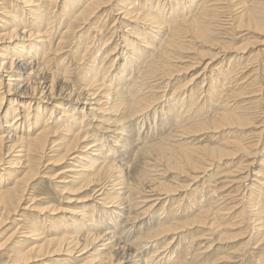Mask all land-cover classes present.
Returning a JSON list of instances; mask_svg holds the SVG:
<instances>
[{
    "label": "bare ground",
    "instance_id": "bare-ground-1",
    "mask_svg": "<svg viewBox=\"0 0 264 264\" xmlns=\"http://www.w3.org/2000/svg\"><path fill=\"white\" fill-rule=\"evenodd\" d=\"M57 1L58 0H48V2L45 3L48 4V8H46L45 4L37 3L35 0H23V8L27 6H32L33 8L29 9L28 13L26 12V8L22 12L23 18L26 20H20L16 23V20H14L13 26L5 30H0V124L3 123L0 125V166L8 165L10 169L17 168L26 170V174L13 185H9L7 182H4L5 184L2 183V177H0V210L2 211L0 226L4 225V222L13 215H20L21 218L23 217L22 220L16 221H24L23 219H26L25 221L27 222L25 226L23 225L24 227L18 228L12 234H20L23 239L15 241L14 245L11 246L9 250L7 249L6 252L10 251L13 253V256H11L13 260L11 261L15 264H34V262L38 260L45 262L42 264H49V261L44 259L63 254L73 257L78 248L81 249L79 252L82 254L86 251L85 249L91 245L90 248L93 249L94 256H96V264H130L132 261L133 264H143L145 260H143L142 256L144 254L146 257L152 254L150 256L151 258L148 259L149 261L159 257L162 261L158 263L185 264L187 263L185 259L176 261L177 258L175 256L173 257L174 254L168 251L167 248L172 242H169L167 246L163 247L164 249L166 248L165 250L161 249L162 247L159 245V240L161 238L166 235L177 234V224L163 226V220L159 219L161 224H159L157 228L150 230L147 237L135 236L137 228L136 222L139 219H144L151 210L159 208L164 200H166V202L171 200L169 203L172 205V199H174L173 196L175 195V192L170 186L165 185L160 179L158 180L156 178L157 171L155 169L153 170V168H150L147 170L143 167L140 169L138 167L133 171L132 168L134 167L129 166L131 153L137 147L138 150H140L139 144L135 139L138 134L136 133L135 127L140 121L144 126L149 116H151L150 112L156 114L159 108L161 109V105L164 103L162 101L164 95L160 97V94H165L167 89L165 88L166 90L164 92L157 91L156 85L153 84L158 81H163L165 84L167 81L166 85L169 86L170 82H172L171 80L176 76L172 75L174 71H171L170 68H176L181 61H185L188 62L186 69L194 68V66L198 68V66L203 65V73L211 68L213 71L214 63L220 56L219 54L231 55L234 53L237 57H232L234 60H232L231 57L230 59L235 65H228L221 75L222 79L218 80L216 78L215 80L217 81L216 84L219 83V86L214 87L213 85H209L207 88L208 92L204 91L207 93L206 100L212 98L213 102L218 103L215 104L216 106L220 105L219 101L222 99V93L226 86L233 87V82H237V77H240L239 74L243 71L240 70L242 64H239V60L242 59L240 55H242L243 52L241 51L247 49V46H239L234 50L232 46L225 45L224 47V43L219 44L218 41H215V48L213 47L215 51L213 57L209 59L210 62L207 61L208 57L206 58V56H202V58L196 55V58H190L189 60V58L180 57L178 55L182 51L188 49L186 48V41L182 35H186L188 38H195V36L203 38V35H206V33L208 35H214V29L216 28L213 29L210 27L216 26L212 25L213 23L207 26L206 21L211 19V17L217 16L218 18L219 10L221 11L224 6L227 8L228 2L232 0H158L156 5L152 3L154 0H65L61 13L56 15L55 11L52 12V10L57 8ZM148 3H150V5L146 7ZM239 4L241 5V7L238 8L240 10L239 27L241 28L243 25L246 26L248 31L246 34H249V22H251L257 30L261 31L260 45L264 47V39H262L264 38V0H243L239 2ZM3 5L4 0H0V12L4 11V13H6L7 7ZM120 6H122V8H120ZM144 6L148 9V14L145 15L142 13V7ZM43 12L46 13L44 14ZM101 12L103 14L99 22L95 20V18ZM221 13H223V11H221ZM161 14H163V17ZM114 15L116 16L113 17ZM61 17H67L66 19L69 25L56 44L53 39L54 33L57 30L55 23H57ZM220 17L222 16L220 15ZM109 18H113L112 25L108 23ZM127 20L131 22L130 27L125 26ZM109 26H111V29ZM121 27H126L123 33H129L135 29L134 32L130 33L134 34L136 40L143 42L142 49L139 52V49H137V41L130 39L129 35L122 34L120 32ZM136 28H138L139 31H136ZM70 38L73 41L72 45H76L77 42H80L81 48L78 49H81L83 53L81 54L76 50L71 51L78 62V70L81 74L75 86L70 84L68 79L71 73L68 67L69 65L65 69L66 64L63 62L65 59L60 61L58 57L61 53H64L65 44L68 43V39ZM31 41H34V43H30ZM84 41L87 42L84 43ZM97 43L103 44V47L93 59H88L87 57L91 49L95 47ZM113 43L115 46L110 51H105ZM124 46H127V51L130 54L127 55L123 61L124 53L122 47ZM102 52H104V57L101 56ZM261 52H264V50ZM88 63L92 65L89 66ZM118 66H120L122 75L120 76L117 73L116 75L108 76L109 72H112ZM87 67H89L88 70L86 69ZM59 70L64 71V73H59ZM132 73H134L135 76H132ZM141 75L144 76V80L136 85V80ZM63 76H66V80L64 81L61 79ZM197 81L198 77H195L188 81L186 85H183V87L175 90L176 93L183 91V95H190V97L188 96L190 102L184 100V97L182 99L178 96L175 98H167V106L172 109L166 112V119L162 120V127L164 122H167V128L168 126L169 129L172 127L173 122L171 118H174L175 107L178 106V102L183 105L188 102L190 103L188 105L193 107V101L191 99L193 97L195 99L196 96H193L190 85L191 82ZM203 83H206V81H203ZM165 95L167 96V94ZM234 96V93L231 94L233 100H235ZM259 96V94H256V96H253L251 99H253L255 103H258L261 101L258 99ZM5 99H8L9 103L13 100L15 105H17V103L19 104L17 105L19 107H23L22 104L39 107L36 112L37 116H39L38 112L40 110H50L51 116H53L57 110H60L62 119L59 118L57 121L50 122L49 118L44 125L40 127L36 114L34 115V119H37L36 122L33 120V116L29 110L26 115L27 118H25L23 117L25 116V112H19V109L15 107H7L4 102ZM103 99L108 100L105 102ZM210 101L212 102L211 99ZM246 101L247 100H245V102ZM109 103H115L117 107L120 108L119 116L114 120H110L104 116L105 113H108L106 106ZM203 107L205 108V106H197L195 111L198 112L200 108ZM79 108L83 109L81 111V118L75 114V111ZM215 115L216 116L209 120H207L208 118L200 120V118L197 119L195 116V118L193 117V119H190L193 120L192 123L188 122L189 124L182 125L177 130L178 134H174L171 137L173 138L178 135L183 138L184 136L194 135L200 131L204 132L205 129H213L219 132V129H223L224 127L230 131L237 129L242 135H245V130L248 129L247 127L250 125L249 117L243 112L217 111ZM11 116H13V120L8 122ZM183 116H185V114ZM167 119L171 120L167 121ZM30 122L31 124H29ZM175 123L177 124V122ZM26 126H28L27 129H25ZM52 126L56 127V130H51ZM177 126L179 127V125ZM161 129V133H159L160 136L166 130L163 128ZM262 133L263 131L261 130L259 133H255V136L259 138V135ZM147 138L145 137V139ZM155 139L158 138L156 137ZM169 139L166 140L167 142L165 143H159L154 146L153 144L146 147H144L145 145L140 146L141 148L144 147L140 150L142 153H140L141 156L143 154L153 156L150 153L156 150L158 155L162 157L163 160L165 159L167 164L171 163L176 156L174 150L177 146L171 143L170 141L172 140ZM230 140L231 141L227 142L225 147L207 149L203 153L206 158L203 154L198 156L199 154L196 152L184 156L183 159L181 157L179 165L183 164V166L190 168L194 173H201L203 169H207V167L204 168L203 166L211 167L216 161L221 162L226 159L228 160L234 157L232 155H235L239 151L247 153V144L243 142L242 138L239 142L235 141L239 139ZM109 142L110 144L112 143V145H109ZM151 143H154L153 139L147 144L150 145ZM250 145H252V142ZM259 146L258 142H256L253 145L255 149L252 147L254 149V151L252 149L254 154L248 166V171L250 172L253 170L255 164L257 165L259 160L262 161L260 166H264V159H261V156L264 155V139L261 145L263 148ZM47 152L56 154L55 157L57 159L49 160L50 163L47 165L60 167L61 171L54 177V179H60L58 184H74L77 183L78 180H83L84 185L82 186V192L88 190L92 192L90 195L91 198L82 196L78 199L71 198L68 201H87L93 199V201H101L107 205L116 207L117 211H110V213L117 216V219L127 214L129 216L125 218L124 221L120 218L123 224L119 227V224H117L115 218H113V220L110 221H114L115 223L108 221L103 229L97 231L99 232L98 234L92 233L95 230L91 226L86 228V234L83 235L81 234L80 227H76V230L72 228V232L64 231L59 234L51 230L47 231L44 222L50 221V217L45 215L48 211H41L44 215L42 219L37 218L36 222H29L28 213L24 211L30 209L36 210L39 208L33 206V203L23 207L22 203L25 196L29 195L27 190L30 182L40 176H47L45 173L43 175V172H41V170L47 166L44 165L43 162L48 155ZM118 153L120 154V158L118 157L119 159L111 157V155L116 156ZM3 171L7 178L10 177L9 172H5L6 169ZM255 171L257 170L255 169ZM19 172L20 170L15 173ZM251 175L248 174V177ZM254 175V183L250 186L251 192H248L250 194L248 201L256 200L257 202V200L260 201L259 199L264 198V192H262L264 190V173L257 171ZM231 176L228 177L233 178ZM197 178V175L194 176L193 181L196 182ZM227 182L231 185V182L233 183L234 180L229 179ZM255 183L260 185V187ZM55 188L60 190L61 187L55 184ZM244 191L246 192V190ZM143 192L148 194L141 198L142 202L140 204H132L133 201L138 198H133V194ZM164 195H166V198L162 197ZM236 204L238 205V203ZM139 205H141V208H146L139 213V217L137 218L136 215L132 214L131 209ZM83 207L84 206H79L78 210H70L67 208L62 210L59 209L56 212L68 211L73 215L71 219H68L69 221H73L74 216H81L82 218H87L86 221L93 225L92 221L94 215L89 216L88 213H85ZM55 210L56 209H53L51 213H56ZM211 210L214 211H212V214ZM211 210L202 215L203 217H213L214 219L213 222L211 221L212 224L211 222L207 223L211 230L210 233L215 230L214 221L218 218V212H220V210ZM94 211L95 209L93 208V212ZM255 220L258 223V219ZM200 222L206 224V220L198 221V223ZM219 226L220 225L217 227ZM257 226V232H261L264 227L263 223ZM68 229L70 230V228ZM124 230H130L127 238H125V240H128V238L132 240L129 245L123 244L121 241L122 239L119 237L120 233ZM45 233H47L46 236ZM226 235H228V233H223L221 237L225 238ZM36 238H39L43 242L40 244L33 242ZM73 242L75 243L74 246L67 247ZM195 242L197 241L195 240L194 243ZM27 245L31 246L26 248ZM141 247H145L147 251L139 255L138 250H140Z\"/></svg>",
    "mask_w": 264,
    "mask_h": 264
},
{
    "label": "rangeland",
    "instance_id": "rangeland-1",
    "mask_svg": "<svg viewBox=\"0 0 264 264\" xmlns=\"http://www.w3.org/2000/svg\"><path fill=\"white\" fill-rule=\"evenodd\" d=\"M22 1L23 0H4L3 6L7 7V12L6 13H4V11L0 12V30H5L13 26L14 20H16L15 23L20 20H23V21L26 20L23 18L22 12L26 8V12L28 13L29 9H33V8L32 6H27L23 8ZM35 1L43 5L46 2H48V0H44V1L35 0ZM64 1L65 0H58L57 8L52 10V12L55 11V14L59 15L61 13ZM241 1L243 0L229 1L228 5L226 6L227 8H225L224 6L221 9L223 13H221V11L219 10L218 18L217 16L211 17V19H208L206 21L207 26L211 25V23H213L212 25L216 26V27H210L213 29L216 28L214 29L215 31L214 35H208L206 33V35H203V38H199L196 36L195 38H188L186 37V35H182L186 41L185 43L186 48L188 49L179 53L178 56L189 58V60L190 58H196L197 56H201V57L206 56V58L208 57V60L207 59L206 60L210 62L209 59L213 57V53L215 51L213 49L215 41H218L219 44L224 43L223 45L224 47L225 45L232 46L234 50L239 46H243V47L247 46V49H244L245 51L244 50L241 51L243 52L242 55H240L242 56V59L239 60V64H242L240 70L241 71L243 70L242 71L243 73L241 72L239 74L240 77H237V82H233V87L226 86L223 92L224 94L222 93V97H221L222 99L219 101L220 105L216 106L215 104H218V103L213 102L212 98H208L206 100L207 93H205L204 91L208 92L207 88L209 85H213L214 87L219 86V83L216 84L217 81L215 80L216 78L218 80L222 79L221 75L222 73H224L223 71L228 65L229 66L235 65L231 62L232 60H234V58L237 57L235 56L234 53H232L231 55L219 54L220 56L218 55L219 57L218 59H216L217 61L214 63L215 65H214L213 71L211 68L210 70H207L206 72L203 73V69H202L204 67L203 65L198 66V68L194 66V68L192 67L193 69L192 68L186 69V65L188 64V62H185V61H181L178 64V67L176 68H170L171 71H174L172 75H176L174 77L175 79L173 78L171 80L172 82H170L169 84L170 87L166 85L167 81L165 82V84L163 81H158L155 84H153V85H156L157 91L164 92L167 89L165 91V94H167V96L163 93L160 94V97L164 95L163 96L164 98L162 100L164 103L161 105V109L159 108V110L157 111L158 113L156 114L154 112H150L151 116H149V119L146 121L147 123H145L144 126L142 125V122L140 121L139 124L135 127L136 133H138L135 139H136V142L139 144L140 150L146 146H151L152 144L154 146L159 143H165L167 142L166 140H168L169 138L172 140L170 141L171 143L179 147V148L177 147L175 148L174 154L176 156L174 157L172 162L169 164L166 163L165 159L163 160L162 157L158 155L156 150L151 151L150 154H152L153 156H149L148 154L147 155L143 154L141 156L142 153L140 150H138V147L135 148L134 151L131 153V159L129 161V166L134 167L132 168L133 171L137 169L138 167L139 169L143 167L144 169H147V170L150 168H153V170L155 169L157 171L156 178L158 180L160 179L161 182L164 183L165 185L170 186L175 192L174 193L175 195L173 196L174 199H172L173 200L172 205H170L169 203L171 202V200H169V202L168 201L166 202V200H164L163 203H161V205L159 206V208L151 210L145 216L144 219H139L136 222L137 228H136L135 236L144 237V238L147 237L150 230L157 228L159 224H161V222H159V219L163 220L162 221L164 222L163 226L177 224L176 225V227L178 228V231H176L177 234H172L169 236L166 235L165 237L161 238L159 240L160 242L159 245L160 247H162L161 249L165 250L166 248L164 249L163 247L167 246L169 242H172V244L168 246L167 248L168 251L174 254L173 257L175 256L177 258L176 261H178L179 259H182V260L185 259L187 261V263L185 264H264V227L261 232H257L258 229H256V227L258 228L257 226L258 224L263 223L264 225V211H263L264 201H262L264 200V198L259 199L260 201L257 200V202L256 200L248 201L250 197L249 193L251 192L250 186H252L251 184L254 183L253 181L255 178L254 174H256L257 171L264 173V166L263 167L260 166V164H262L261 160L257 162V165L255 164L253 170H251L252 173L248 171L249 163L252 160L251 158L253 157V154H254L253 151L256 148V145H255V148L253 147V145L256 142H258V146L260 144L259 147H262L261 145L263 144V139H264V52H261L262 50H264V47L260 45L261 44L260 42L261 41L260 39L261 31L257 30L256 27L253 26L251 22H249V34H246L248 33L246 26L243 25L241 28L239 27L240 26V20H239L240 10L238 8L241 7V5L239 4V2ZM152 3L156 5L158 3V0H154ZM149 5L150 3H148L146 7H149ZM45 6L46 8H48V4H45ZM146 7L145 6L142 7V13L144 15L148 14V9ZM120 8H122V6H120ZM102 14H103L102 12L99 13L97 17L95 18V20L99 21ZM220 15L222 17H220ZM115 16L116 15H114L113 17ZM161 16L163 17V14H161ZM66 18L61 17L60 20H58V22L55 23V27L57 28V30L54 33L53 39L56 44L59 42L60 38L62 37V34L67 30V27L69 25V22ZM112 22H113V18H109L108 23L112 25L111 24ZM58 23H59V26H58ZM130 25H131V22L127 20V23L125 24V26L130 27ZM126 27H121L120 32L122 34L129 35L130 39L136 40L134 34L130 33V32H134L135 29H133V31H130L129 33H123ZM109 28L111 29V26H109ZM136 31H139L138 28H136ZM68 40H69L68 43L65 44L66 49L64 48V53H61L58 57L60 61L65 59L63 61L66 64L65 69L69 65L68 67L71 70V73L68 79H69L70 84L75 86L78 83V79H79L78 77L81 74L78 70L79 69L78 62L76 58H74V56L72 55L71 51L76 50L80 52L81 54L83 53L81 52V49L80 50L78 49V48H81L80 42H77L76 45H72V42H73L72 39L70 38ZM136 41L138 44L137 49H139L138 50L139 52L142 49L143 42H139L138 40ZM35 42H39V41H35ZM86 42L87 41H84V43ZM30 43H34V41H31ZM114 46L115 44L113 43L105 51H110ZM102 47H103V44L97 43L95 47L91 49V52L87 58L93 59L98 54V52L101 50ZM124 47H122L123 53H124L123 59H122L123 61H124V58H126L127 55L130 54L127 51L128 50L126 48L127 46H124ZM185 52H189V53H185ZM101 56L104 57V52L101 53ZM230 57L231 58L234 57V58H232L231 60ZM88 65L91 66L92 64L88 63ZM88 68L89 67H87L86 69L88 70ZM59 73L63 74L64 71L59 70ZM117 73L120 76L122 75V73L120 72V66L116 67V69L113 70L112 72H109L108 76L116 75ZM133 74L134 73H132L131 75L135 76V74L134 75ZM194 76L198 77V81H197L198 83L191 82L190 88H191V91H193V96H196V97L198 96V97L197 98L195 97V99L193 97L191 99L193 101V104H192L193 107H192L188 105L190 104L188 103L190 102V98H188V96L190 97V95L188 96L185 94L183 95V91L182 92L180 91L181 93L180 92L176 93L175 90L183 87V85H186L188 81L195 78ZM61 79L63 81L66 80V76H63V78ZM137 80H136L137 83L135 82L136 85L144 80V76L142 75L139 76ZM203 81H206V83H203ZM174 92H175V95H174ZM233 93L235 94L234 96L235 100H233V98L231 97V94ZM256 94L260 95L258 99H260L261 101H259L258 103H255L254 100L251 99L253 96H256ZM176 96H178L181 99L184 97V100L188 102L185 105L178 102L177 103L178 106L180 104L179 107L176 104L178 108L175 107V115L177 117L174 115L173 116L174 118L170 117L172 120L167 119V121L171 120L173 122L172 127L170 129H169V126L168 128L166 127L167 122H164L163 127H162L161 126L162 120L166 119V112L172 109L167 106L166 100L167 98H171V97L175 98ZM210 99L212 100L213 103L210 101ZM106 100L108 99H103V101L105 102ZM245 100L247 101L245 102ZM4 102L9 108L15 107L19 109V112H25L24 114L25 116H23L25 118H27L26 115L29 110L33 116V120L35 122L37 119L39 120L40 127H42L49 118H50L49 119L50 122L57 121L59 120V118L62 119L60 110H57V112L53 116H51L50 110H45V111L40 110L38 112L39 116H37L36 112L38 111L39 107L32 106V105L28 106L27 104L25 105L22 104L23 107H19L17 106L19 104L17 103V105H15L13 103V100H11V103H9L8 99L7 100L5 99ZM194 103H196L197 105ZM212 105H215V106H212ZM197 106L198 107L205 106V108L204 107L200 108V111L197 112L195 111V108H197ZM106 107L108 109L107 110L108 113L104 114L105 117L109 118L110 120H114L115 118H117V116H119L118 114L120 113L119 111L120 108H118L115 103H112V104L109 103ZM82 110H83L82 108H79L77 111H75V114L78 115L79 118H81ZM217 111L243 112L245 113V115L249 117L250 119L249 122L251 126L249 125L247 127L248 129L245 130L246 131L245 135H242L239 131H237V129L236 130L233 129V131H230L229 129H226L224 127L223 129H219V132L218 131L216 132L213 129L212 130L205 129L204 132L200 131V132L195 133L194 135L184 136L183 138L179 137L178 135L173 138L171 137L174 134H178L177 130L182 125L192 123L193 120H190V119H193V117L195 118L196 116L197 119L200 118V120L204 118H208L207 120H209V119H212L214 116H216L215 113ZM35 114L37 116V119H34ZM184 114L185 116H183ZM187 118L189 121L187 120ZM11 120H13V116L10 117L8 122H10ZM175 122H177V124ZM29 124H31V122ZM177 125H179V127ZM27 128L28 126L25 127V129ZM161 128H163L164 130L166 129L165 131L167 132L164 131L165 133L163 132V134H161L160 136L159 133H161V130H162ZM51 130L53 131L56 130V127L52 126ZM261 130L263 131V133L259 135V138H258V136H255V133H259ZM145 137L146 138L148 137V138L145 139ZM156 137L158 139H155ZM141 138H142V141H141ZM229 138L232 140L239 139V140H235L237 142H239L242 138L243 142L247 144V148H248L247 153L239 151L237 152L238 154L236 153L235 155H232L234 157L229 158L228 160L226 159L221 162L216 161L215 164L211 167L203 166L204 168L207 167L206 170L203 169L204 171L203 170L201 171V173L205 172L204 174L194 173V171H192L188 167L183 166V164L179 165L181 157L183 159L184 156L192 154L193 152H196L199 154V155L197 154L198 156H201V154H203L207 149H211V148L217 149L222 146L225 147L227 145V142L231 141ZM149 139L150 141L153 139L154 143H151L150 145H148L150 142ZM251 142H252V145H250ZM143 143H146V144H143ZM109 145H112V143L110 144L109 142ZM143 145L145 146L141 148L140 146H143ZM47 153L48 155L43 160L44 165H47L48 163H50L49 160L57 159L55 157L56 154L49 153V152ZM111 157L115 159H119L120 154L118 153L116 156L111 155ZM134 157H137V158H134ZM261 159L262 160L264 159V155L261 156ZM146 161L148 162L150 161V162L148 163ZM5 169H6L5 172L7 171L9 172L10 177L8 178L3 171ZM255 169L257 171H255ZM18 170H20V172L15 173ZM60 171H61L60 167H57L55 165H47L41 170V172H43L42 174L44 175L45 173L47 176L45 177L40 176L37 179L30 182V185L28 186V190H27L29 195L25 196L22 206L26 207L28 205H31V203H33V206H37L36 208H39V209H36V210L30 209V210L24 211L28 213L27 216H28V219H30L29 222L33 221L34 223L36 222L37 218L42 219L44 215L41 213V211H48L45 213V215H48L50 217V221L44 222V225L47 231L51 230L59 234L64 231L72 232V228L76 230V227L77 228L80 227L81 232H82L81 234L84 235L86 234L85 230L88 227L92 226V228L95 230L92 233L98 234L99 232L97 231L98 230L100 231L101 229H103L104 226H106V223L110 220H113V218H115L117 224H119V227H120L123 224V222L121 221L122 220L124 221L125 218L129 217L127 214L124 217L122 218L118 217L119 219H117L116 218L117 216H114L113 214L110 213V211H117L116 210L117 208L112 207L111 205H107L101 201L97 202V201H93V199H90L87 201H68L71 198L78 199V198H81L82 196L91 198L90 195L92 194V192L89 190L82 192L83 190L82 186L84 185L83 180L81 181L78 180V182L74 184H71V183L58 184V182H60V179L59 178L54 179V177L57 176V174ZM25 174H26V170L24 169H17V168L10 169V166L8 165L0 166V177H2V180H1L2 183L7 182L9 183V185H13L17 180L22 178ZM248 174L250 175L252 174V175L248 177ZM196 175L198 178L195 182L193 181V177ZM228 176H231L233 178H229ZM227 178L234 180V182L233 183L231 182V185H230L227 182L229 181V179ZM54 183L61 187L60 190L55 188ZM241 183H244V184H241ZM238 185L239 186L241 185V186L239 187ZM257 186L260 187V185H257ZM242 190L244 194L242 193ZM244 190H246V192ZM227 192L230 196L227 194ZM262 192H264V190ZM143 193L133 194L132 196L133 198H136V197L138 198L135 199L132 204L134 205L140 204L142 202L141 198L143 196H146V194H148V193H144L145 194L144 195ZM162 197L166 198V195ZM236 203H238V205ZM79 206H84L83 210L85 211V213H88L89 216L94 215L93 221H92L93 225L92 223H89L88 221H86L87 218H82L81 216H74L73 217L74 222L69 221L68 219H71L73 215H71L68 211L59 212V213L56 212L59 209L62 210L65 208L70 209V210L71 209L78 210ZM93 208L95 209L94 212H93ZM145 208L146 207L141 208V205H139L138 207L137 206L133 207L131 209V212L133 215H136L138 218L139 213H141L143 209ZM53 209H56L55 210L56 213H51ZM211 209L220 210V212H218V216H217L218 218H216V220L214 221L215 230L212 231V233H210L211 230L209 226L207 225V223L211 221L213 222L214 220L213 217H203L202 216L204 213H208L207 211H210ZM212 211L213 210H211V214H212ZM0 218H2L1 210H0ZM20 218H21L20 215H13L9 218L11 220L7 219V221L4 222V225L0 226V264H15V263H12L11 261L13 260V257H11L13 256V253H11L10 251L6 252V250L7 249L9 250V248L14 245L15 241L23 239L21 238L20 234L12 235L15 230L27 224V222L25 221L26 219H23L24 221H16V220H22L23 217L21 219ZM120 218L122 220H120ZM255 219H258V223ZM200 220H206V224H203V222L198 223V221ZM110 222L112 223L114 221H110ZM218 225L220 226L217 227ZM251 225H252V228H251ZM68 228H70V230ZM129 232L130 230L128 231L124 230L122 231V233H120L119 237L122 239L120 240L122 241L123 244L124 243L126 245L131 244L132 240L130 238H128L129 241L127 239H126L127 241L125 240ZM223 233H228V235H226L225 238L224 237L222 238L221 235ZM46 235L47 233H45V236ZM171 240H174V241H171ZM195 240L197 242L194 243ZM33 242L40 244L43 241L40 240L39 238L38 239L36 238ZM74 244H75L74 242L70 243L69 246L67 247H72L74 246ZM30 246L31 245L29 246L27 245L26 248ZM90 247L91 245L87 247L85 249L86 251H84V253L82 254L79 252L81 249L78 248L75 251L74 253L75 255L73 257L66 256L63 254L60 256H53V257H50L44 260L49 261V264H96L95 263L96 256H94L95 254L93 253V249ZM141 248L140 250L142 251L138 250L139 255L144 254L147 251L145 247H141ZM144 255L143 256L141 255L143 260H145L143 264H147V263L148 264H163V262L158 263L159 261H162L159 257H156L154 259L155 261L154 260L149 261L148 259L151 258L150 256L152 254L148 256L149 258ZM42 263H45V262L44 261L41 262L40 260L34 262V264H42ZM130 264H133V261Z\"/></svg>",
    "mask_w": 264,
    "mask_h": 264
}]
</instances>
